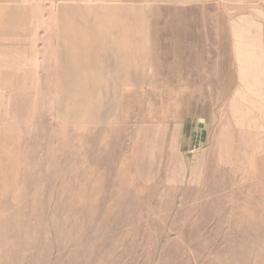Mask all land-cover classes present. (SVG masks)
<instances>
[{"label":"rangeland","instance_id":"1","mask_svg":"<svg viewBox=\"0 0 264 264\" xmlns=\"http://www.w3.org/2000/svg\"><path fill=\"white\" fill-rule=\"evenodd\" d=\"M53 4L0 1L23 25L0 33V264H264V126L187 99L206 120L190 149L157 87L79 119L48 58Z\"/></svg>","mask_w":264,"mask_h":264},{"label":"crops","instance_id":"2","mask_svg":"<svg viewBox=\"0 0 264 264\" xmlns=\"http://www.w3.org/2000/svg\"><path fill=\"white\" fill-rule=\"evenodd\" d=\"M54 1L48 58L64 97L78 99L71 112L79 119L103 120L105 99L149 97L157 87L164 107L181 108L190 149L202 143L206 120L187 99L226 98L239 127L264 126V0ZM10 8L0 5V33L21 34L22 16Z\"/></svg>","mask_w":264,"mask_h":264}]
</instances>
